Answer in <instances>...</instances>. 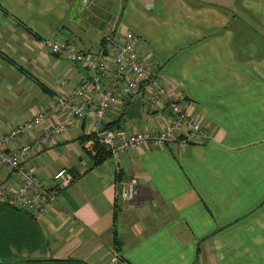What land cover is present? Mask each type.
I'll use <instances>...</instances> for the list:
<instances>
[{
	"label": "crops",
	"instance_id": "1",
	"mask_svg": "<svg viewBox=\"0 0 264 264\" xmlns=\"http://www.w3.org/2000/svg\"><path fill=\"white\" fill-rule=\"evenodd\" d=\"M108 29L115 38L135 33L145 62L183 92L207 135L185 145L142 142L95 164L90 121L51 116L48 124L68 120L65 136L23 165L48 188L62 167L74 180L31 211L0 203L1 261L108 264L115 247L128 264H264V0H0V136L90 75L45 41L96 53ZM94 99L86 94L89 106ZM143 99L136 91L118 101L103 125L162 127L166 110L147 111ZM133 176L137 195L124 203L116 181ZM0 183L17 180L1 173Z\"/></svg>",
	"mask_w": 264,
	"mask_h": 264
},
{
	"label": "built area",
	"instance_id": "2",
	"mask_svg": "<svg viewBox=\"0 0 264 264\" xmlns=\"http://www.w3.org/2000/svg\"><path fill=\"white\" fill-rule=\"evenodd\" d=\"M112 29H108L102 41V47L96 53L84 52L74 47L72 40H47L49 50L64 60L78 64L90 71L87 79L67 95H56L54 102L38 111L31 118L18 121L12 128L0 136V174H12L17 184L14 188L0 183V203H7L23 211H31L39 201L50 202L55 192L65 188L74 180L72 173L65 167L52 175L53 185L44 182L24 165V159L34 150L45 146L52 139L65 136L69 122L66 119L48 124L53 115L66 112L77 120H88L96 140L106 150L115 154L142 142L153 144L185 145L207 135L202 122L195 120L186 109L183 92H175L164 83L149 66L139 51L138 39L133 31H126L115 38ZM139 91L143 94V103L147 111L165 109L169 120L158 129H142L128 132L124 127L109 128L103 125L108 111ZM93 92L94 103L89 106L86 94ZM43 127L41 133L29 142L21 143L16 149L8 150L11 142L18 140L30 130ZM94 155L92 144L87 146ZM137 195V178H121L116 181V196L124 203H131ZM108 264H128L115 247L108 249ZM204 264V263H203Z\"/></svg>",
	"mask_w": 264,
	"mask_h": 264
},
{
	"label": "trees",
	"instance_id": "3",
	"mask_svg": "<svg viewBox=\"0 0 264 264\" xmlns=\"http://www.w3.org/2000/svg\"><path fill=\"white\" fill-rule=\"evenodd\" d=\"M86 139H89L90 141L89 144H92V147L95 151V154L93 156L95 164L102 162L105 158L110 156V152L106 150V148L96 140L95 134L93 132L90 135H88ZM3 262H7V261H3Z\"/></svg>",
	"mask_w": 264,
	"mask_h": 264
},
{
	"label": "rangeland",
	"instance_id": "4",
	"mask_svg": "<svg viewBox=\"0 0 264 264\" xmlns=\"http://www.w3.org/2000/svg\"><path fill=\"white\" fill-rule=\"evenodd\" d=\"M104 35H105V33L102 34V36H101V40L103 39ZM5 244H8V245H9L10 243H5ZM12 245H13V244H10V246H12ZM0 258H1V257H0ZM12 258H14V255L12 256ZM2 259H3V258H2ZM2 259H0V264H12V263L2 262V261H1ZM15 260H17V259H15Z\"/></svg>",
	"mask_w": 264,
	"mask_h": 264
}]
</instances>
